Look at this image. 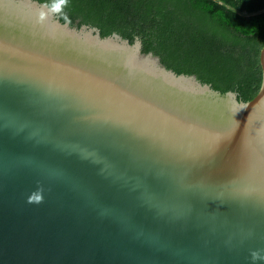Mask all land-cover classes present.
I'll return each instance as SVG.
<instances>
[{
  "label": "water",
  "instance_id": "95a60500",
  "mask_svg": "<svg viewBox=\"0 0 264 264\" xmlns=\"http://www.w3.org/2000/svg\"><path fill=\"white\" fill-rule=\"evenodd\" d=\"M58 11L0 0V264H264V47L245 102Z\"/></svg>",
  "mask_w": 264,
  "mask_h": 264
},
{
  "label": "trees",
  "instance_id": "16d2710c",
  "mask_svg": "<svg viewBox=\"0 0 264 264\" xmlns=\"http://www.w3.org/2000/svg\"><path fill=\"white\" fill-rule=\"evenodd\" d=\"M57 6L61 22L118 33L160 56L177 74L238 99H253L262 83L264 0H37Z\"/></svg>",
  "mask_w": 264,
  "mask_h": 264
},
{
  "label": "clouds",
  "instance_id": "9594fccd",
  "mask_svg": "<svg viewBox=\"0 0 264 264\" xmlns=\"http://www.w3.org/2000/svg\"><path fill=\"white\" fill-rule=\"evenodd\" d=\"M255 255V254H254Z\"/></svg>",
  "mask_w": 264,
  "mask_h": 264
}]
</instances>
